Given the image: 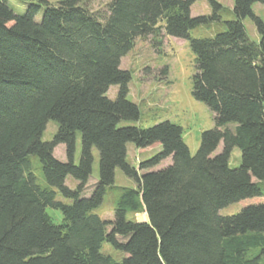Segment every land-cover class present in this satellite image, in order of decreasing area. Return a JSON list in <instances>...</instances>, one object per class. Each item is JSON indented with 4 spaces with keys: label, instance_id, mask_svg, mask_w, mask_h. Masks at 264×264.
<instances>
[{
    "label": "trees",
    "instance_id": "1",
    "mask_svg": "<svg viewBox=\"0 0 264 264\" xmlns=\"http://www.w3.org/2000/svg\"><path fill=\"white\" fill-rule=\"evenodd\" d=\"M197 1L112 0L99 16L81 0H31L22 13L0 0V264H264V23L252 11L264 0H232L225 31L192 38L191 30L219 20L221 8L205 0L213 15L192 17ZM247 17L257 43L243 25ZM161 34L188 42L192 96L214 117L194 155L182 128L168 121L121 126L140 118L127 100L131 75L121 59L137 39ZM112 86L114 100L106 96ZM49 121L57 130L42 141ZM129 143L160 151L135 168L126 160ZM59 145L65 162L53 156ZM234 148L240 163L230 167ZM93 149L98 181L85 196ZM166 159L170 165L152 170ZM117 169L136 187L118 189L107 222L94 211ZM68 177L75 189L65 185ZM240 201L246 206L239 212L219 215ZM47 208L60 212V224ZM129 213L147 219L129 220ZM103 243L123 254L121 261L102 254Z\"/></svg>",
    "mask_w": 264,
    "mask_h": 264
},
{
    "label": "rangeland",
    "instance_id": "2",
    "mask_svg": "<svg viewBox=\"0 0 264 264\" xmlns=\"http://www.w3.org/2000/svg\"><path fill=\"white\" fill-rule=\"evenodd\" d=\"M31 0H7L15 12L22 13L26 9V3ZM51 5H55L58 0H45ZM112 0H81L90 12L96 15H103L107 12V5ZM221 8L217 10L219 20L201 25L190 31L192 38H211L217 33L226 30V22L234 19L232 0H215ZM253 14L259 17L264 23V7L260 4L252 6ZM213 9L208 1H197L191 6V16L211 17ZM243 25L249 39L258 42L259 36L250 20L245 18ZM120 68L129 71L131 75L128 83L127 100L135 104L140 112V118L136 122H123L121 126H136L149 128L155 124L168 121L182 128V137L191 155H194L199 148L200 135L203 131L214 128L213 114L206 106L196 101L192 96V77L195 73L193 55L189 49L187 41L169 37L161 34L155 38L137 39L133 49L121 59ZM118 87L109 88L106 96L114 100L117 96ZM232 126V125H230ZM57 130V125L49 121L42 134V141H50ZM126 160L137 168L138 164L150 159L160 151V146L153 145L145 149H137L132 144H127ZM222 146L219 144L213 155L221 152ZM80 155V135L76 136L74 163L78 162ZM93 163L91 175L87 182L85 196H89L93 186L98 181V153L92 150ZM55 159L65 162L64 145H59L54 149ZM33 174L39 186H46L42 176V171L36 157H31ZM240 163V152L234 148L230 154L229 166L236 167ZM171 164L170 159L161 162L152 170H158ZM144 171H140L143 173ZM65 185L70 189H75L77 182L68 177ZM134 180L123 175L120 170H115L113 188L105 193L101 205L95 209L94 213L101 220L112 221L115 202L118 198L119 188H135ZM62 200L60 196H57ZM264 201V197L259 198ZM246 201L230 204L221 210L219 215L230 216L239 212ZM54 224H60L62 217L60 212L46 209ZM127 219L140 222L146 221V215L127 214ZM109 230V227H108ZM101 253L108 255L116 261H121L123 254L115 251L112 246L103 243Z\"/></svg>",
    "mask_w": 264,
    "mask_h": 264
}]
</instances>
